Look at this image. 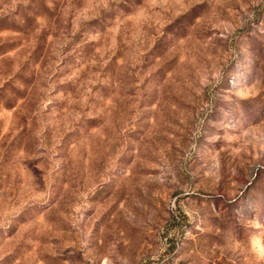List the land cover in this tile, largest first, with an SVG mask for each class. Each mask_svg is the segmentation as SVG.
<instances>
[{
  "label": "rangeland",
  "instance_id": "rangeland-1",
  "mask_svg": "<svg viewBox=\"0 0 264 264\" xmlns=\"http://www.w3.org/2000/svg\"><path fill=\"white\" fill-rule=\"evenodd\" d=\"M0 264H264V0H0Z\"/></svg>",
  "mask_w": 264,
  "mask_h": 264
}]
</instances>
